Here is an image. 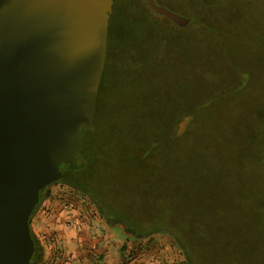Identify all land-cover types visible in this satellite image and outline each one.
Instances as JSON below:
<instances>
[{"label":"rangeland","instance_id":"374dc122","mask_svg":"<svg viewBox=\"0 0 264 264\" xmlns=\"http://www.w3.org/2000/svg\"><path fill=\"white\" fill-rule=\"evenodd\" d=\"M156 1L191 22L116 1L86 138L92 199L52 191L90 201L114 230L121 218L169 234L184 264H264V0Z\"/></svg>","mask_w":264,"mask_h":264},{"label":"water","instance_id":"95a60500","mask_svg":"<svg viewBox=\"0 0 264 264\" xmlns=\"http://www.w3.org/2000/svg\"><path fill=\"white\" fill-rule=\"evenodd\" d=\"M145 1L154 12L179 27L191 22V17L156 0ZM112 3L0 0V264H29L33 253L27 214L38 188L57 177L54 160L58 152L55 145L51 146L53 138L46 137L48 131H54L59 123L64 129L69 124L76 129L78 121L68 122L65 118L70 111L82 118L83 129L94 130ZM27 52L33 55L29 65H25ZM62 55L66 57L62 59ZM50 59L53 64L45 65ZM17 69L23 74L14 82L12 75ZM43 73L45 77L61 76L65 84L45 89H49V96L58 97L59 109L55 126L43 127L45 138L39 139V132L26 114L32 104L35 106L33 83L37 84ZM75 95L88 98L90 104L71 103L68 98L74 99ZM189 119L181 124L180 132ZM64 158L72 163L76 157L65 153Z\"/></svg>","mask_w":264,"mask_h":264},{"label":"crops","instance_id":"0c3cea01","mask_svg":"<svg viewBox=\"0 0 264 264\" xmlns=\"http://www.w3.org/2000/svg\"><path fill=\"white\" fill-rule=\"evenodd\" d=\"M73 199L71 193L52 191L33 216L32 229L43 245L35 264H184L169 234L114 230L90 201L87 206L83 198Z\"/></svg>","mask_w":264,"mask_h":264},{"label":"flooded vegetation","instance_id":"af4514ba","mask_svg":"<svg viewBox=\"0 0 264 264\" xmlns=\"http://www.w3.org/2000/svg\"><path fill=\"white\" fill-rule=\"evenodd\" d=\"M116 1L113 0L111 12L109 13L108 18V34H107V54L104 62V68L101 74V81H100V92L98 96V100L96 101V110L93 116V123H94V130L83 129L81 124L82 121L78 118L72 111L66 113L65 118L68 122L78 121V125L76 129H74L72 124H69V128L64 129L62 125L56 124L57 117H58V97L56 95L49 96L47 91L51 88L59 87L65 84V80L61 76H53V77H45V73L38 76L37 84L34 85L31 89V93L35 96V106L32 104L30 111L27 112V117L30 119V124L33 128L39 132V139L45 138L42 131L44 130L43 127L52 128L56 124V128L53 131H48L46 135L47 139L50 137L53 138L51 141V146L55 145L56 152H58L56 159L54 160V165L56 169L57 177L50 179L48 183L42 185L38 188L37 197L33 202L29 213L27 214V224L28 229L30 231L31 237L33 238V253L29 259V264L37 263L42 255L43 245L42 240L35 234L32 229L31 222L32 218L35 213L41 208L44 203V200L48 198L52 194V189L54 188H68L73 190L74 192L81 194L87 198H91L89 195L88 190L84 189V180L83 175L88 169L87 165V143L86 138L89 135L97 133L98 130V121L97 117L100 112V106L102 103V92L104 88L105 79L107 76V72L109 69V59H110V51L111 46L113 45L114 41V6H116ZM162 17V16H161ZM173 23V22H172ZM175 24V23H173ZM176 25V24H175ZM178 26V25H177ZM62 59L65 58V55L61 56ZM25 65H29L33 59V55L31 53H25ZM53 64L51 59L46 61L45 65ZM23 74L21 69H17L12 75V81L18 82L19 78ZM46 88H49L45 90ZM57 97V98H56ZM39 98V101H38ZM68 99L71 100V103L81 102L83 105L88 106L90 104V100L85 98L84 96L75 95L74 99L69 97ZM61 100V99H60ZM61 103V101H60ZM42 129L40 130V128ZM49 135V136H48ZM74 155L76 158L72 163H69L65 160L64 154ZM92 199V198H91ZM114 220V219H113ZM118 224L124 228L123 226L126 225V221L118 218L116 219ZM133 229L132 226L127 227L128 230ZM126 229V228H124ZM39 247V248H38ZM39 249V250H38Z\"/></svg>","mask_w":264,"mask_h":264},{"label":"trees","instance_id":"16d2710c","mask_svg":"<svg viewBox=\"0 0 264 264\" xmlns=\"http://www.w3.org/2000/svg\"><path fill=\"white\" fill-rule=\"evenodd\" d=\"M145 3L147 4V2L145 1ZM147 6L149 7V5L147 4ZM150 8V7H149ZM151 9V8H150ZM152 10V9H151ZM153 11V10H152ZM154 12V11H153ZM158 16H160V15H158ZM161 17V16H160ZM163 19H165V20H167V21H169V22H171L172 23V21H170L169 19H167V18H165V17H162ZM173 24V23H172ZM129 223V222H128ZM129 225H131L132 226V224L130 223ZM133 227V226H132ZM136 227H134L133 229L131 228V230L134 232V233H137L138 231H136ZM164 229H163V227H160V228H156V229H154V231H163ZM149 230H147V231H145V232H148ZM139 233V232H138ZM172 235H173V237L176 239V240H178L177 239V231L175 230L174 232H172ZM39 248V247H38ZM39 250V249H38Z\"/></svg>","mask_w":264,"mask_h":264},{"label":"built area","instance_id":"2783aa9c","mask_svg":"<svg viewBox=\"0 0 264 264\" xmlns=\"http://www.w3.org/2000/svg\"><path fill=\"white\" fill-rule=\"evenodd\" d=\"M75 220L73 218L70 219V223L74 222ZM71 264H80L78 261L74 260Z\"/></svg>","mask_w":264,"mask_h":264}]
</instances>
